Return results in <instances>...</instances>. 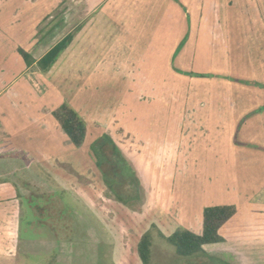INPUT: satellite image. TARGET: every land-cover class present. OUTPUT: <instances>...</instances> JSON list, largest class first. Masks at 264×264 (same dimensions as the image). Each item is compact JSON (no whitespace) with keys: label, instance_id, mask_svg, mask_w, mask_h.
<instances>
[{"label":"crops","instance_id":"1","mask_svg":"<svg viewBox=\"0 0 264 264\" xmlns=\"http://www.w3.org/2000/svg\"><path fill=\"white\" fill-rule=\"evenodd\" d=\"M186 1L182 0L184 7L188 5ZM195 1L194 9L202 4L197 11L202 23L197 32H205L203 22L206 17H212L214 29L210 32L219 48L218 56H224L226 40L218 35L220 27L218 29L214 17H218L223 8L227 9L228 17L235 16L231 11L236 6L241 9L239 14L248 17V25L243 24V27L257 29L258 48L264 49V0H231L227 4L224 1L223 6L219 0H208L207 8L205 1ZM59 4L60 0H0V264H96L100 246L115 239L119 245L115 264H142L136 250L142 233L137 237L130 234L131 243L129 236L121 231L110 238L98 225L96 212L92 211L94 218L89 216L94 208L91 201L84 200L88 213L83 215L69 200H63L69 207L67 215L57 214L52 221L36 213L35 210L59 204L62 200L58 192L62 189L60 185L68 183L64 178L71 176L64 169L75 166L71 156L74 145L52 116L62 104L78 112L86 124L87 134L91 128L99 132L95 140L101 135L111 136L147 194L158 193L161 199L151 200L147 207L152 220L144 223L146 227L151 226V247L157 238L165 240L180 228L195 234L202 231V211L208 205L190 203L196 201V197L191 192L190 176L183 174V170L188 169L184 160L194 151L192 179L195 186L204 183L214 190L218 184L215 191L220 199L227 194L225 201H212L209 205H236L234 215L218 231L223 241L215 243L218 249L213 252L225 250L230 257H243L242 264H264V156L259 149L245 147L251 144L263 148L264 133H260V138L250 136L243 127L245 123L256 122L257 118L264 124V106L238 105L227 96L223 100L219 94L211 97L210 105L197 107L192 112L198 116L195 122L187 121L186 136L192 127L201 133L204 127L209 128L212 136L191 145L186 143V136L183 140L168 141L154 138V131L149 127L147 132H139L137 127L125 122L115 105L110 110H98L107 113L104 117H92L97 112L92 109V98H100L98 93L106 83L116 86L124 97L134 94L136 103L143 102L145 93L154 92L150 83L154 74L153 49L145 59L132 41L135 34L146 31L147 27L135 26L140 9L122 8L88 10L87 16L71 26L67 18L62 17L63 12H56ZM152 21L156 19L153 17ZM77 26L79 30L53 65L46 72L40 71L37 61ZM232 26L227 24L228 33ZM18 49L30 55V64L25 63ZM179 55L176 58L183 61ZM165 65L167 67L168 63ZM249 78L264 84L263 72ZM226 84L231 85L230 81ZM239 89L245 96L248 93L251 102L254 99L264 104V89L247 86H239ZM128 112L132 114L131 106ZM254 112L257 114L253 115ZM240 120L243 124L238 129ZM119 130L122 134L117 132ZM127 134L130 139H125ZM237 145L246 149L240 158L236 155ZM186 146L191 148L188 155ZM203 152L205 156H201ZM247 152L252 158L245 156ZM161 164H169L171 169L156 176ZM80 176L85 178L89 174ZM239 176L248 177V182ZM174 177L182 181L179 191L183 202L181 199L168 202L170 189H165L164 184ZM44 178H49L54 186ZM245 183H250L253 195L241 204L238 190L243 193ZM206 187L202 188V193L207 192ZM83 194L90 198V190H83ZM24 207L34 216L29 221L30 228L36 227L34 232L45 230V234L30 237L26 245L20 237ZM211 245L203 246L204 253ZM213 252L206 255L211 257ZM197 259L200 258L192 256L190 262L194 264Z\"/></svg>","mask_w":264,"mask_h":264},{"label":"rangeland","instance_id":"2","mask_svg":"<svg viewBox=\"0 0 264 264\" xmlns=\"http://www.w3.org/2000/svg\"><path fill=\"white\" fill-rule=\"evenodd\" d=\"M203 1H205V8H207L209 4L206 1L208 0H198V2ZM224 1L227 4L231 0H219L222 6ZM182 3V0H60L56 12H63L61 14L62 17L67 18L71 26L83 19L84 16H87L88 10L122 8L125 10L140 9V15L136 17L137 23H135V26L147 27L146 31L135 34L132 41L139 53L142 52L144 54L145 59L147 58V53L150 55V51L153 49L152 63L154 74L151 77L150 83H153L154 92L152 94L145 93L142 98L143 102L136 103L137 98L134 94L124 97L121 95L123 92L116 89V86L106 83L100 88L101 90L98 93L99 96L101 95L100 98H92V109H97V112L93 113L92 117L93 115L104 117L107 113L98 112V110L109 109L115 105L118 113L123 115L125 122L135 128L137 127L139 132H147L149 127L154 131V138L172 141L174 139L183 140L185 138L186 131L189 130L187 121L195 122L198 116L195 113L192 114V112L197 107L210 105L211 97L215 98L217 94L221 95L223 100L227 96L230 100L237 102L238 105L264 106V104H258L259 100H257L258 103L254 99L251 102V98L248 99L247 97L248 93L245 96L244 91L239 89V86L264 89V84L249 78L250 76L254 77V74L264 73V49L260 50L258 48L259 33L257 29L250 30L249 27H243V24H246V21H248V17L239 14L241 9L237 6L235 10L231 11L235 16L228 17L226 14L227 9L223 8V10L219 11L218 17H214L218 29L220 27L218 35L226 40L224 56L220 57L217 53L219 48L213 40V32H210V29H214V27H211L213 24L212 17H206L203 22V26H206V31L199 33L197 30L200 29L202 23L199 22L200 17L198 14L200 11L199 13L197 11L200 10L202 4L194 9L195 6L193 5L197 1L187 0L186 3L188 5L185 7ZM256 5L258 7L259 3H256ZM260 13H263V11H260ZM180 16H182L181 23L179 21ZM153 17L156 21H152ZM227 24L233 25L230 33L227 32ZM169 50L171 52L168 57ZM178 53H180V58L183 61H180L179 57L176 58ZM165 63H168L167 67ZM237 77L242 78L236 79ZM226 81H230L231 85H227ZM245 90L247 91V89ZM150 95L152 96L150 97ZM130 106L133 110L132 114L128 112ZM252 114H257V112ZM52 116L54 117V114ZM54 119L57 121L55 117ZM241 121L238 122V129L243 124ZM243 127L250 132V136L254 135L260 138V133H264V124L259 118H257L256 122L245 123ZM195 130L197 131V128L192 127L190 133L186 136V143L188 145H191V142H198L197 144H199L203 139L207 140L212 136L211 129L209 128L204 127L202 133ZM117 132L122 134L120 130ZM86 134L87 132L81 145L78 147L74 146V152L71 156L75 161V166L72 165L71 169L69 167L68 169H64L71 176L64 178L66 181H69L66 183L67 185H60L62 189L58 192L59 198H62V200L55 207L35 210L36 213L38 212L39 215L50 217L52 221V219L57 218V214L67 215L69 207L64 204L63 200H69L83 215L88 213V209L84 203V200H88L93 203L91 206H94L91 212H89V216L94 218L95 215L92 211L96 212L98 225H101V228L105 230L107 235H110V238H114V235L118 231L127 234L130 243L133 239L131 235L137 237L140 235L139 233H142V235L149 234L151 238V226L147 225L146 227L144 223L152 220V213H149L150 209L147 207L150 206L149 202L151 200L154 199L155 202H158L157 200L161 199H159L158 193L147 194L145 188L141 186L140 180L137 178L139 183L137 184L130 177L129 170L126 167L123 168V172L118 167L114 172V168H116V165L118 166V163L115 164L112 159L113 154L109 143H105L103 149H105V155L112 159L111 162L107 163L106 156L103 159V149L96 151V153L99 152L98 155L101 159H95V137L99 132L95 128H91L89 134ZM126 138L130 139L131 136L127 134L125 135ZM113 139L115 140V136ZM116 142L118 141L116 140ZM240 146L237 145L236 147V155L239 158L241 157V152L246 151V149ZM245 147L259 149L260 155L264 156V146L261 149L259 146H252L251 144L245 145ZM190 150V146H186V155L189 154ZM120 154L124 158L121 151ZM205 155L206 152H203L201 156ZM245 156L252 158L248 152ZM194 158L195 154L193 151L184 160L188 164L185 166H188V169L183 170V174L190 176L191 192L196 197V201L194 200V202L190 203L210 206L209 204L212 201H225L227 194H224L225 198L220 199L219 194L215 191L218 184L214 190L204 186V183L198 184L199 186L197 187L195 186L192 179V176H194L192 168ZM158 168L159 170L155 172L156 176L158 174L163 175V170L169 171L171 169L169 164L158 165ZM261 169H263V165H261ZM82 173L86 176L89 174V176L83 178L80 176ZM239 177L245 180L246 183L248 182V177ZM179 178L174 177L164 184L165 189H170L168 193L170 197L169 203L171 200L172 202H177L179 199L183 202V194L179 191V185L182 184V181L179 182ZM159 179L163 178L159 177ZM44 180H47L48 184L50 183L49 178H44ZM107 181L113 183L112 187L119 194L120 198L116 199L114 192L112 193L110 187L105 183ZM246 183L244 186L247 187V191L246 187L243 193H240L238 190V193L241 195V204H244V201L253 195L250 192L252 189L250 183ZM50 184L51 187L54 186V182L51 181ZM203 187H206L207 192L202 193ZM83 190H90L89 195L91 200H89V196L87 198L84 197ZM150 196L152 199H149ZM233 207L236 209V205ZM23 209L20 237L22 238V244L26 245L30 237L33 238L36 234H45V230L34 232L33 230L37 228H30L29 224V221L34 216L29 209L25 207ZM62 210H64L63 213H61ZM176 222L178 223V221ZM116 241L115 239L113 242L100 246L96 264H115V255L119 248L118 241ZM151 244L152 241L150 247ZM214 245L215 243L205 248L207 254L218 249L217 245ZM149 250L151 264H192L190 262L192 256L200 258L195 262L193 261L194 264H242L244 260L243 257L228 256L225 250L213 252V257L211 256V258H208L204 254L181 257L176 253L175 247L172 244L160 237L157 238ZM46 264L48 263L46 262Z\"/></svg>","mask_w":264,"mask_h":264},{"label":"trees","instance_id":"3","mask_svg":"<svg viewBox=\"0 0 264 264\" xmlns=\"http://www.w3.org/2000/svg\"><path fill=\"white\" fill-rule=\"evenodd\" d=\"M80 26H77L70 33L66 34L60 41H58L51 49H49L36 63L37 68L46 72L56 61L59 55L66 49L70 41L73 38V35L79 30ZM19 54L22 56L26 64L32 62L30 55L18 49ZM54 117L57 119L61 129L66 134L70 142L78 147L84 140L86 127L82 118L68 105L62 104L59 108L53 111ZM105 143H109L112 151V159L114 160L116 168L120 169L123 172V168H128L130 177L138 183V179L135 176L133 169L128 166L126 160L121 156L119 149L113 141L107 135H101L95 141L96 154L95 159H99V152L103 149ZM104 150H102L104 157L106 158L107 163L111 162V158L105 155ZM102 154V153H101ZM101 159V158H100ZM99 164V162H98ZM121 176V175H120ZM122 176H124L122 174ZM109 187L110 191L116 195V199L120 198L119 194L116 193L112 187L113 183L105 182ZM121 201V200H119ZM235 213V208L232 205H219V206H208L204 207L202 211V231L200 234H195L189 230L177 229L171 235L165 238V240L172 244L175 247L176 253L181 257L192 256L196 254H204L203 246L208 244L220 243L223 241L222 236L219 234L220 227L226 223ZM151 238L149 234H143L140 240L138 241L136 250L139 256V259L142 264H151L150 263V248ZM208 258H211L207 256ZM209 261V259H208Z\"/></svg>","mask_w":264,"mask_h":264}]
</instances>
